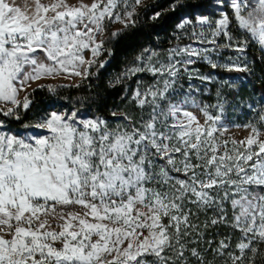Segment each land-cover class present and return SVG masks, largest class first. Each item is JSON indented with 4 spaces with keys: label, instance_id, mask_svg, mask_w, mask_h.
Listing matches in <instances>:
<instances>
[{
    "label": "snow or ice",
    "instance_id": "snow-or-ice-1",
    "mask_svg": "<svg viewBox=\"0 0 264 264\" xmlns=\"http://www.w3.org/2000/svg\"><path fill=\"white\" fill-rule=\"evenodd\" d=\"M34 2L28 14L14 0H0V116L14 120L20 119L17 109H29L31 93L23 100L18 94L30 82L62 72L86 77L95 57L105 50L93 33H103L105 18L125 28L134 25L135 5L142 0H134L131 11L127 0H94L79 7L64 0ZM221 4L234 10L233 20L264 52V0H258L247 18L242 15L243 0H216V7ZM176 5L183 6L180 0ZM220 12L215 25L205 15L196 16V23L215 27V35L223 33L231 41L229 16L223 8ZM189 24L192 19L184 18L178 27ZM205 31L193 30L190 38L214 43ZM248 42L245 39L236 50L244 52ZM224 46L232 47H217ZM84 49L91 50L92 60L85 61ZM206 52L189 44L170 49L166 63L153 64L158 54L148 49L135 58L124 77L149 72L163 82L162 88L157 81L134 92L138 106L149 109L147 118L137 123L126 114V124L110 127L102 117L51 112L34 126L24 125L47 135H26L5 129L0 120V264H185L181 238L195 228L187 204L213 210L211 225L225 224L239 232L234 246L226 237L213 250L227 257L222 264H256V257L264 254L260 130L249 125L252 134L245 141H232L240 147L229 149L227 140L221 144L214 136L221 116L210 114L211 106L191 101L204 117L201 124L186 107L190 98L176 103L168 98L180 71L177 65H194L193 57L206 60L212 69L247 71L246 65L217 64ZM199 78L211 81L210 76ZM224 127L220 124L219 130ZM70 205L80 210H66ZM192 255L204 264L195 249Z\"/></svg>",
    "mask_w": 264,
    "mask_h": 264
},
{
    "label": "trees",
    "instance_id": "trees-1",
    "mask_svg": "<svg viewBox=\"0 0 264 264\" xmlns=\"http://www.w3.org/2000/svg\"><path fill=\"white\" fill-rule=\"evenodd\" d=\"M183 6H177L176 0H145L136 9L132 19L135 24L129 23L123 27L119 35L106 38L102 51L95 59L96 63L88 69V75L76 84H60L50 86L55 88L54 92L48 91L49 86L35 87L26 95L31 93L29 99L31 104L28 110L17 109L20 119L14 120L0 116L5 125L13 129H24V125L34 126L43 117L53 111L65 113L77 111L85 116H100L106 120H114L118 112L129 103V99L142 77H150L149 74L139 72L135 75L124 77L122 74L133 64L136 57L145 49L160 53L165 51L181 40L177 36V24L182 17L195 20L196 16H213L215 21L218 16L213 10L216 0H180ZM159 12L161 15L153 19ZM215 14V15H213ZM230 23L228 33L233 37L230 41L228 36L221 33L217 39L221 45L231 43L232 47H238L242 41L249 42L242 52V66H247V71H225L223 69H212L210 65L196 62L195 66L201 72L211 77V81L196 83L193 96L199 105L212 106L219 103L222 107L220 115L226 120L233 122L249 121L261 125V117L264 116V52L261 51L258 42L254 41L245 30L238 27L232 15H228ZM215 29V28H214ZM226 47L224 50L233 51ZM148 55V53H144ZM104 66L100 67V62ZM120 78V83H116ZM219 93V96H218ZM133 105L136 103L132 100ZM116 112V116L112 113ZM231 215H228L230 220ZM211 219L204 222L203 235L200 241H209V246L203 255L219 264L226 256H214L212 248L218 245L219 240L230 237L234 246L239 232L227 227L225 224L211 225ZM209 225V226H205ZM200 242L196 245L199 248ZM198 245V246H197ZM191 260L196 256L190 254ZM185 263L188 260L182 258ZM176 264H180L177 261ZM256 264H264V254L256 257Z\"/></svg>",
    "mask_w": 264,
    "mask_h": 264
},
{
    "label": "rangeland",
    "instance_id": "rangeland-1",
    "mask_svg": "<svg viewBox=\"0 0 264 264\" xmlns=\"http://www.w3.org/2000/svg\"><path fill=\"white\" fill-rule=\"evenodd\" d=\"M8 2L11 3L12 0H8ZM55 2L56 0H40V3L44 5H50ZM64 2L68 4L69 6L79 7L81 4L90 6L94 2V0H64ZM144 2L145 0H142L140 4L135 5V12H136V9L139 6H141ZM14 3H15V6L21 9V11H27L28 14H31V12L34 11V8H35L34 0H14ZM243 3L245 4V7L242 10V15H244L247 18L248 12L251 11L253 7L258 6V0H243ZM127 4L129 5V8L127 10L131 11L132 10L131 6L134 4V0H127ZM220 8H223V11L227 13L228 15H232L234 11L233 9L228 8L226 4H221L219 8L214 7L213 10L216 12L215 13L217 14L216 16H218L217 19L215 21H212L213 16L211 17L208 16L209 19L213 22V25H215L216 22H218L219 19L222 18ZM121 14L123 15V13ZM48 15L50 16L52 15V13L49 12ZM184 18H187V17L186 16L182 17V19L180 20V22L177 24V27H176L177 36L181 41L171 47H168L165 51L157 53L158 55L152 58L153 64H156L157 60H159L160 62L166 63L168 61V55H169L170 49L176 48L177 46L184 47L189 44H192L193 47H196L198 49H204V48L208 49V52L204 53V55L208 56L213 62L217 64H233V63L238 64V65L242 64L244 60L242 57V52H239L236 50L237 49L236 45L232 47L233 49L236 50L235 52L224 50L225 46L219 47V48L217 47L218 45H221V44L217 39V35L214 34L215 27L209 28V25L200 26L196 23V19H195V20H192V24L186 25L185 28L181 29L178 27V25L182 22ZM102 27H103L102 34H98L95 32L93 33L97 43H99L100 41L104 42L106 38L112 37L113 33L119 32L124 27V25L119 22L110 21L109 19L105 18V20L102 22ZM202 27L203 29H206L205 37L209 40H214L215 41L214 43L200 44L198 42L193 41L190 38L193 30H195L196 33L199 34ZM82 54L84 56L85 61H89L93 59L92 52L90 49H84ZM97 57H95V59ZM182 58L183 57H174V59H177V60H181ZM193 59H195L196 62H201V63H205L209 65V63L202 58L193 57ZM156 66L159 67V64H157ZM177 67L180 69V71L178 73L177 78L175 79V83L172 84L171 86L172 90L169 92L168 98L171 99L172 103H176L179 100H186L190 98V105H186V107L188 108L189 111H192L193 114L197 116L201 124H204L205 121H204V117L202 113L200 112L198 108L191 106V101H194L195 104H198V102L193 96V90L194 88H196L195 87L196 83L201 84L202 82L206 81V80L200 79L199 78L200 76H209V75H207L204 72H201L198 69V67L195 66V64L186 65V66L178 64ZM185 68H187V71H185ZM81 71H83V69H81ZM146 73L149 74L150 77H142L141 79L138 80V84L135 87L129 99V103L123 108V110L118 112V117L116 119L108 120L110 127H115L117 124H122V125L126 124L127 122L123 120V115L125 114L131 117L133 123H137L141 119L142 116L145 119L147 118V113L149 109L147 107H145L144 109H141L138 106L137 101L134 99V92L136 91L137 88H140L141 90H143L147 87L152 86L153 84H157V81H159L157 86L162 88L163 82L162 80H160L159 76L154 77L149 72H145L142 74H146ZM84 77L85 76H75L74 74L64 73V72L60 73L59 75L44 77L38 81L30 82L31 86L27 88L26 91L19 92L18 99L23 100L24 96L35 87H40L41 85L50 87V86H55V85H60V84H76L79 81H81ZM132 100L135 101L136 103L135 106L133 105ZM164 103H165L164 101L161 102L162 106ZM218 105L219 103H214L211 107H208V112L212 114L213 116H217V115L221 116L220 107H217ZM53 112H56V111H53ZM71 112H68V113H71ZM57 113H65V112L58 111ZM77 114L82 115L80 113H77ZM88 117H100V116H88ZM220 124H223L225 126L223 130H219ZM249 125L254 126L257 129H259L261 132V135L259 138L261 140H264V120H261V125H256L249 121H243V122L237 123L231 120H226L221 117V120L217 124L218 131L214 133V136L218 139V141L221 144L225 140H227L228 141L227 147L229 149H232L233 147H240L238 143L234 146L232 144V141H237V142L245 141L249 137V135L252 134V128L248 127ZM8 128L10 127L5 125V129H8ZM10 129L13 132H18V133L26 134V135H32V134L47 135L48 134L46 132H43V130L36 129L34 127H29L27 129L24 128L20 130L13 129V128H10ZM242 150L243 148H241V151ZM186 208L191 209L189 221L192 225H195V228L189 230L190 232L189 235L182 236L181 238V243L185 245L184 257L186 260H188V262L185 264H200V261L197 259V257L193 258V260H191V257H189V255L192 254V249H195L196 252L200 254V256L203 258L204 264H216L210 258L203 255L205 252H208L206 251V248H208L209 246V241H207L206 243L204 241H200L203 235V228H204L205 220L207 218H210L211 220L214 218L213 210L198 209L193 204H187ZM66 210L79 211L80 209L78 206L70 205V206H67ZM228 215H231L230 207L228 208ZM53 228L54 230L59 231V229L55 227V222H53ZM181 231L182 232L184 231L183 225L181 226ZM93 239H95V237ZM220 241L221 240L218 241V244ZM199 242L201 244H199L200 246L198 248L196 247L195 244L196 243L198 244ZM56 246L60 247V244L57 243ZM216 247L217 246H214L211 251L214 256H217L215 255L213 251ZM223 260H226V259H222L219 264H222Z\"/></svg>",
    "mask_w": 264,
    "mask_h": 264
}]
</instances>
